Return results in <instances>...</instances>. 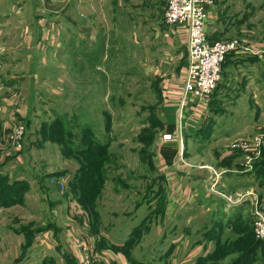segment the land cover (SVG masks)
<instances>
[{"label": "rangeland", "instance_id": "374dc122", "mask_svg": "<svg viewBox=\"0 0 264 264\" xmlns=\"http://www.w3.org/2000/svg\"><path fill=\"white\" fill-rule=\"evenodd\" d=\"M80 1L0 0V59L6 46L21 47L17 56L8 47L9 71L24 74V89L35 93L26 117L24 163L15 169L0 163L1 193L10 186L27 188L6 202L24 204L10 218L45 228L49 220L61 223L60 209L69 205L70 238L92 233L95 251L115 249L128 264H173L197 248L189 264H264V239L256 233V211H264V0H212L209 7L210 40L238 39L253 49L227 56L225 82L212 95V107L237 110L226 114L232 126L219 132L225 133L219 146L207 141L215 138H208L209 118L198 141L187 144L181 106L176 132L165 139L164 89L167 80L180 78L187 60L186 32L174 35L165 22L167 0ZM39 17L46 27L37 50L42 65L33 68L37 81L29 84L23 43H35ZM8 93L19 94L0 92ZM61 136L73 137L83 153L71 151ZM163 139L179 150L174 171L191 157V167L208 166L215 176L194 205L178 206L161 168ZM238 139H262L250 163L249 152L231 148ZM218 149L225 153L221 161ZM74 203L82 213L73 212ZM77 221L88 231H78Z\"/></svg>", "mask_w": 264, "mask_h": 264}, {"label": "crops", "instance_id": "0c3cea01", "mask_svg": "<svg viewBox=\"0 0 264 264\" xmlns=\"http://www.w3.org/2000/svg\"><path fill=\"white\" fill-rule=\"evenodd\" d=\"M83 2V0L80 1L81 4H83ZM41 19L42 17H39L38 22L35 21L33 32L34 35H37L35 43H31L28 47L26 41H24L25 43L21 41L23 43V47H26V53L28 59L30 60L29 65L31 71L28 75L29 84L36 83L37 81L38 73L35 72L33 68L39 66L40 64L37 50L39 49V41L42 40L43 33H46V27L40 25L39 23ZM213 25L214 19L213 17L209 16L207 29L208 27ZM168 27L170 28L171 33L174 35L176 33L178 34V32L180 34H184V32H186V36L183 35V37L187 38L188 40L187 31L175 30L170 26ZM33 33H28V35H32ZM39 35L40 38H38ZM54 45L57 46V44ZM8 47L10 48L11 54H14L16 56L19 54V50H22L21 47H18V50L17 46L5 47L6 52L4 54V58H2L4 60L0 59V92L2 90L8 89L11 91L16 90L17 92H19V94H0V115L2 116L1 118H5L4 120L0 119V130L2 131V134H0L2 135L0 140H3L6 137V131H8L12 124L21 120H24L25 123L27 122L28 119H26V117L30 115L31 111V100L35 98V93L29 91L30 89H28L27 91V89H24L23 87V82L25 81V79L21 78H25V75H14V73H10L8 63ZM49 47L54 49L56 48L51 47L50 45ZM188 61L189 54L187 49V60L186 64L183 67V74L179 79L167 80V89H164L169 90L167 94L166 91L163 93L164 99L167 101L166 114L169 117V125H167V132L165 134L173 135L178 127V125L174 121L175 117L178 118V116L176 115L178 114L177 112L180 106V98L183 93V81L187 72ZM263 62H261V64ZM41 65L42 63L40 64V66ZM36 70L39 71V68H37ZM223 80L225 82L224 73L222 81L220 82L221 84L223 83ZM242 97L243 95H241V98ZM24 99H27V101L24 102ZM213 103V97L211 98V101L208 105L200 104L193 97H189V100L184 109V123L183 126H181L180 130L183 137L185 135V138H187V144H190L191 141H198V132H203L204 126L202 125L207 121L208 118L209 123L205 126L210 127L208 138H210V135H213L212 138H214L215 136L214 139H207L208 143L210 142L209 145L214 146L216 144L217 146H219L224 141L225 133L223 136H218L219 132L221 130H227L232 126L230 122L231 119L226 117V114L236 112L237 110H235L236 108L229 106H221L220 109H217V107H212ZM3 104H6L5 106H7V109L2 106ZM17 114H20L22 119L15 116ZM193 134L195 135V137H189L188 139V136ZM170 142L174 141H168L165 139L162 140V146L160 150V160H162L161 168L165 173L168 181L170 182V187L173 189L175 197L180 201L178 203V206L184 207L186 205H194L196 201L201 200L202 195H205L203 194V188L207 189L212 183L211 180L215 179V176L213 173H209L208 169H206L209 168L208 166H197L198 169L196 166L191 167L188 162H194L191 160V157L186 159V161H183V165L178 163V165L176 166L177 172L174 171V165L176 163L175 159L177 157V151L179 153V150L176 149L174 143ZM217 153L218 154L216 156V161H221L225 153L222 152L221 155L220 149H218ZM22 163H24L23 153L17 159H5L2 162V165L10 164V166L15 169L18 168ZM201 171L203 173H201ZM205 172L208 173L205 174ZM216 181L219 182V180ZM221 183L222 181L219 182V184ZM219 184L217 183L215 187H218ZM23 205L24 204H20L19 202H16L15 204H3L0 202V264H74L76 261V253L71 242L72 240L70 238V233H68L69 230H67L68 228L71 229L73 227L72 225H74L73 222L70 223L72 220L70 221L66 216L69 211V205H63L60 209L62 213L60 219L61 223H58L59 220H49L48 225L45 228H39L41 227L40 223H37V225H35L29 222V220L26 221L25 219H22L20 220V222L14 216L10 218V214L13 215V211L19 209L20 207H23ZM51 205L54 207L58 206V204L56 205L54 203H52ZM8 212L11 213L8 214ZM4 214L8 216L5 217ZM20 223H26L23 229H18ZM75 223L77 224L76 229L78 231H81L83 234L84 230L88 231L85 224H81L79 221ZM93 236L94 235L92 233L87 235L84 234L83 238L86 241L90 242V245L93 246L96 239ZM192 240H197V237L191 239V241ZM97 243H99V241ZM197 249L195 250L196 252H192V250H189L190 252L184 255L181 259L175 260L173 264H189L194 258L193 254L199 252V250ZM99 251L102 254V259L98 262V264H128L127 257L115 249L106 247L103 249L100 248Z\"/></svg>", "mask_w": 264, "mask_h": 264}, {"label": "built area", "instance_id": "2783aa9c", "mask_svg": "<svg viewBox=\"0 0 264 264\" xmlns=\"http://www.w3.org/2000/svg\"><path fill=\"white\" fill-rule=\"evenodd\" d=\"M211 4L212 0H167L166 24L172 29L185 30L188 34L189 61L180 98V117H182L189 97H193L200 104H209L222 80L223 64L228 54L253 52L251 47L238 39L210 40L207 26ZM25 134L24 120L12 124L6 137L0 140V163L5 159H17L22 155ZM166 136L169 137L164 136L165 139L173 138L172 134H166ZM261 144L262 139L255 142L238 139L231 143V148L249 152L246 159L250 163L254 157L259 155ZM62 185L65 186L64 183ZM74 207V211L72 210L74 213H82L77 203H74ZM256 233L259 238L264 239V211L261 210L256 211ZM71 240L76 253L74 264H98L102 259V254L95 251L90 242L82 236L75 235Z\"/></svg>", "mask_w": 264, "mask_h": 264}, {"label": "trees", "instance_id": "16d2710c", "mask_svg": "<svg viewBox=\"0 0 264 264\" xmlns=\"http://www.w3.org/2000/svg\"><path fill=\"white\" fill-rule=\"evenodd\" d=\"M231 54V53H230ZM229 55V54H228ZM227 55V56H228ZM226 56V58H227ZM218 88V87H217ZM216 88V89H217ZM215 92V91H214ZM213 96H214V93H213ZM212 96V97H213ZM63 122V121H62ZM54 124V122L52 123V125ZM26 126H27V122H26ZM85 128V127H84ZM65 130H61L60 133H64ZM63 141H64V144L68 147L71 148V151H73L74 153H83V151L81 149H78L79 147L76 146V145H73L71 143V141L73 140V137H63ZM15 185V184H14ZM27 188L24 187V186H10L8 187L7 189H5V191L3 193L0 192V202L3 203V204H11V203H6V202H11V200L13 201L14 197L18 194H23L24 190H26Z\"/></svg>", "mask_w": 264, "mask_h": 264}]
</instances>
